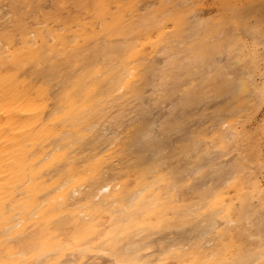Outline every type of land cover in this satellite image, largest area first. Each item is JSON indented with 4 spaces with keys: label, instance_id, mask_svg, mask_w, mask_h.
Listing matches in <instances>:
<instances>
[{
    "label": "bare ground",
    "instance_id": "1",
    "mask_svg": "<svg viewBox=\"0 0 264 264\" xmlns=\"http://www.w3.org/2000/svg\"><path fill=\"white\" fill-rule=\"evenodd\" d=\"M99 2L134 5L131 10L121 9L124 18L119 30L136 39L155 40L151 33L156 32L159 36L164 31L161 23H167L170 16L191 12L188 6L193 4L203 5L197 12L199 20L209 17L215 20L222 16L224 10L217 5H241L243 23L218 28L198 25L195 18L185 19L172 36L166 35L157 46L146 45L142 49L157 68L151 81L142 85L146 89L143 94L121 96L117 87L120 58L111 54L105 58L103 41L107 38L100 36L98 21L93 22L95 5ZM56 3H64L68 8L62 13H53L50 10ZM158 16L161 18L159 23L155 21ZM112 18L109 15L108 19ZM21 21L25 23L24 27H21ZM262 21L264 0H0V159L15 161L11 169L7 166L2 169L9 174L0 176V200L6 203V208H0V219L3 220L0 237L7 235L3 228L13 217L14 223L22 225L20 231H36L48 220L49 209L60 195L67 198L68 209L65 211L75 213L81 223L92 216L107 225L111 219L106 207L109 195L99 191L102 181L88 183L86 187L78 181L86 182L87 177L97 173L98 159L120 150L125 166L105 168L104 178L109 183L121 182L126 179L124 174L130 172L140 177L142 187L154 189L151 193L154 196L168 191V182L173 179L170 170L187 173L192 179V184L181 189L180 198L163 209L173 217L164 239L174 241L186 251L166 256L164 251L156 248L160 239L153 234L151 238L156 244L151 247L154 251L145 258L157 262L163 258L169 264L175 260L180 264L181 260L192 258L193 252L203 258L222 249H232L229 258L258 264L262 237L261 177L250 175L253 182L249 186L229 184L235 161L230 157L226 164L220 154L212 153V147L218 146L217 141L223 143L228 132L219 124L213 123V139L203 146L201 142L207 137L204 130L195 137L190 134L188 120L197 115L201 118L202 111L193 113L189 109L200 104H213L221 95L197 103H186L183 96L188 84L205 85L218 65L241 64L240 77L249 71L251 56L250 52H245L248 45L241 37L259 36ZM252 28L256 31L252 32ZM6 32L14 39L5 42ZM112 36L120 39L119 32ZM77 41L78 44L74 43ZM20 44L27 50L22 51ZM98 44L101 55L96 57ZM74 47L78 49L76 53L72 52ZM63 53L69 55L62 57ZM165 53L172 58L168 67H165ZM33 54L64 59L68 71L58 84L34 76L30 66L21 70L18 79L8 78L10 65L20 59L29 61ZM219 55H225V58ZM165 72L171 77V87L163 95L154 94L153 86ZM97 73L102 75L97 76ZM70 87L76 88L71 101L76 106L77 117L61 124L50 123V109L56 96ZM228 99L239 103L231 109L243 108L240 98L229 95ZM168 100H172V108L164 112ZM221 108L219 104L218 109ZM255 154L259 155V150H255ZM159 160L164 164L158 163ZM197 172H201L198 178ZM70 189L72 195L69 197ZM126 191L121 189L122 193ZM216 193L223 197L225 210L230 206L235 212L232 219L236 223L223 233L220 229L224 225L219 222V216L213 217L198 209V206L206 207L207 200ZM115 195L113 189L110 196ZM93 196L99 197V203L89 204ZM241 208L245 209L243 214L239 211ZM194 212L200 214L194 215ZM214 220L218 223L216 229L208 223ZM67 236V233L59 236L50 233V243H67ZM124 239L127 246L128 243H141L148 237L137 234ZM15 247L0 240V258L9 259V249ZM15 258L20 259L19 256Z\"/></svg>",
    "mask_w": 264,
    "mask_h": 264
},
{
    "label": "snow or ice",
    "instance_id": "2",
    "mask_svg": "<svg viewBox=\"0 0 264 264\" xmlns=\"http://www.w3.org/2000/svg\"><path fill=\"white\" fill-rule=\"evenodd\" d=\"M201 4L189 5L191 12H181L177 15L170 16L167 23H161L160 27L164 28L163 32L157 36L156 32L151 35L155 36V40L151 39H136L126 35L119 30V24L124 18L121 9L131 10L134 5L131 4H111L99 2L95 5V15L93 22H97L100 28V36L105 37L103 41V55L107 58L110 54L114 57H119L120 63V80L117 87L121 96L127 94L130 96L142 95L146 90L142 88L143 84L149 83L152 79L153 72L157 68L151 60L142 52V49L148 46H157L164 37L172 36L177 28L187 18H195L198 25L208 24L213 27L228 28L235 27L243 23L240 16L241 5L238 4H220L224 10V14L217 19L211 17L206 20H199L197 12ZM29 7H45L29 5ZM68 5L64 3H56L52 6L51 12L62 13ZM115 10V11H113ZM109 15L113 18L108 19ZM156 22H160L161 18H155ZM85 23H88L87 21ZM169 25L172 27L169 28ZM25 23L21 21V27ZM159 27L157 31H159ZM255 32L256 29H250ZM119 32L120 39L116 40L112 36L113 33ZM14 39L11 33H4V40ZM251 39V38H250ZM78 44L77 42H74ZM254 43V42H253ZM233 46H236L233 44ZM22 51H26L24 44H20ZM78 49L73 48L72 52L76 53ZM68 53H63L62 57L68 56ZM101 55L100 45H97L95 56ZM165 67L172 64V58L167 53ZM142 57H144L142 59ZM259 60L261 68H264V21L261 22L259 28ZM31 67L34 76L40 77L45 81H51L52 84H58V80L62 79L64 73L68 71L67 64L63 58H45L37 54H33L29 61L23 59L17 60L14 65H10L8 69V78L15 80L19 78L21 70L25 67ZM78 66V57H77ZM102 73H97V76ZM171 77L165 72L161 79H158L153 86V93L163 95L170 87ZM184 83H188L185 81ZM252 89L250 77L241 78L231 66L218 65L215 73L210 74L205 85L200 86L198 82L188 84L184 89L183 99L186 103H197L210 99L217 95H234L242 99ZM76 88L70 87L67 91L61 92L56 96V102L53 103L50 109V123L61 124L65 121L75 119L78 115L74 102L71 97L74 95ZM55 94V93H54ZM256 102L262 114H264V73H262V81L258 88L255 89ZM216 111H220L217 109ZM255 107H252L247 112L244 108L237 107L230 109L232 119L222 127L228 130L227 135L223 139V143L217 141L221 149L220 156L225 163H229L226 156L232 155L235 161L232 165L231 177L229 184L235 187L249 186L252 184V177L248 175L249 170L252 175L258 171L261 177V186L259 191L262 194V205L260 208L261 217V247L259 249L261 261L258 264H264V119H260L258 127L261 133L259 157L255 154V149L252 148V138L248 131L247 119H252L255 113ZM256 120L252 119V124L255 125ZM147 140V137H146ZM243 145V147H241ZM252 148L251 151L247 149ZM241 161L244 163L241 164ZM15 161L0 159V176H7L9 173L2 169L7 166L12 168ZM158 163L164 164L163 160ZM259 168H256V164ZM97 173L87 177L85 181H78L82 186L86 187L88 183L95 184L97 181H102L99 186V191L105 195H109V200L106 202V207L109 209L107 215L111 217L107 225H103L100 221L90 216L86 221L81 223L76 219V214L68 209V203L64 195L58 196L52 207L49 209L47 221L42 222L37 227L36 231L23 232L19 223H14V217L9 220L3 231L6 236L0 237V240H6L8 245H16L15 249H9V259L0 258V264H169L163 258L157 260L145 258L150 257L154 249L151 245L156 244V241L151 237L153 234L159 236L160 243L156 244V248L165 252L166 256H176L182 254L186 250L175 245L174 241L164 239V234L167 233L170 225L173 222V217L169 216L163 209L166 204L172 203L180 198L181 189L188 184H192V179L187 173L179 170L172 171L173 179L170 180L169 189L165 193L163 191L156 193L154 196L151 193L154 189L142 187L140 177L133 176L130 172L124 175L126 179L121 182H108L104 178V170L106 167L113 165L118 168H123L120 150H116L112 154H106L96 162ZM244 170H241V169ZM203 171V170H202ZM201 172L196 173V177H200ZM133 184L135 187H133ZM104 185H107L105 187ZM127 189L122 193L121 189ZM115 189L117 195L110 196V193ZM247 190V187L245 188ZM72 195V190L68 191V196ZM79 195V193H77ZM208 195V193H204ZM223 197L220 193H216L211 199L207 200L206 207L198 206V209L203 213H211L213 217L219 216V222H222L224 227L220 232H226L231 225L236 223L232 219L235 212L228 206L225 210V205L222 203ZM99 203V197L93 196L89 201L91 203ZM15 207V205H13ZM0 208H6V203L0 200ZM243 214L245 209H239ZM200 212H194L198 215ZM207 222V221H206ZM3 220L0 219V224ZM213 229L218 228V223L210 221ZM50 233L59 236L61 233H67V243H58L52 245L50 243ZM139 234L146 236L148 239L141 243L126 245L125 237H133ZM7 246V245H6ZM232 249H222L220 252L213 253L210 256L201 258L193 252L192 258L180 261V264H253L251 260H242L229 258V253ZM19 256L17 260L15 257ZM171 264H176V261H171Z\"/></svg>",
    "mask_w": 264,
    "mask_h": 264
},
{
    "label": "rangeland",
    "instance_id": "3",
    "mask_svg": "<svg viewBox=\"0 0 264 264\" xmlns=\"http://www.w3.org/2000/svg\"><path fill=\"white\" fill-rule=\"evenodd\" d=\"M48 5H50L49 2H48ZM49 7H51V6H49ZM241 38L244 40L245 43H247L246 45H248V47L246 46V48L244 49L245 52L248 54L250 52L249 57L251 56L250 57V60H251L250 61V70L249 71L246 70V73L241 78L250 77L251 85H252L251 91L241 99V102L243 104V108H244L245 112H247L252 107H255V109H256L255 113L252 115V119L257 121V123L255 125L252 124V119H247V117H245V119L247 121V125H250V127H248V131L251 134V138H252V141H251L252 148H254L255 150H259L261 133H260V130L258 127V123H259L260 119H264V114L261 113L260 108H259V104L256 102V97H255V89L260 86L261 81H262V73H264V68H261L260 60H259V36H242ZM222 56L225 58V55H222ZM222 56H220V57H222ZM240 66H242V65L241 64H235L231 67L236 72H238ZM228 97H229V95L226 96V94H223L221 96L216 97L214 100L215 103H213V104H212V102L209 103L208 105L200 104L198 106H195V107H192L189 109V111L193 112V113H195V112L201 113V111H202L201 118H198L197 117L198 115L192 116L187 122L189 129H190V134L192 137L197 136V134L199 133V131L201 129L206 132L207 137H205V139L202 140V142H201L202 146L205 145L207 142H209L211 139H213V130H214V126H215V125H213V123L219 124V126L225 132L228 131V130L224 129L222 127V125L225 123H228L229 120L232 119V116H231L229 110L233 106H236V104H237V101L230 100V99H228ZM167 104H168L166 106L167 109H166V107L163 108L164 112H165V110H169L172 108V100H168ZM219 104L222 105V108L218 112L216 110L218 109ZM241 147H243V145H241ZM252 148H249L247 150H252ZM212 149H214V150H212V153L214 155L216 153H217V155H219L221 152V149L219 146L212 147ZM256 156H257V158L259 157V155H256ZM230 157H232L231 154L226 156V159L230 158ZM256 168L257 169L259 168L258 163L256 164ZM241 170H244V169L242 168ZM248 175L249 176L252 175L251 170H249ZM256 175H258L260 177L258 171L255 173L254 177Z\"/></svg>",
    "mask_w": 264,
    "mask_h": 264
}]
</instances>
